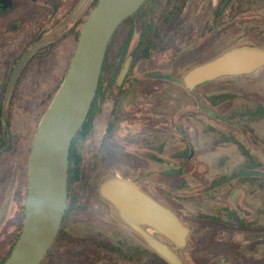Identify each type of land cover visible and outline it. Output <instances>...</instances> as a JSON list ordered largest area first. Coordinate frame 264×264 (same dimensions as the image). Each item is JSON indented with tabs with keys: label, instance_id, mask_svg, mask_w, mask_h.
<instances>
[{
	"label": "rangeland",
	"instance_id": "obj_1",
	"mask_svg": "<svg viewBox=\"0 0 264 264\" xmlns=\"http://www.w3.org/2000/svg\"><path fill=\"white\" fill-rule=\"evenodd\" d=\"M220 2L225 0H187L172 32L165 36L152 58L137 62L131 76L120 86H124L125 94L119 95L117 84L110 91L95 118L94 131L83 144V172L86 178L96 174L101 143L110 121L117 115L109 155L95 175V189L101 178L116 172L133 179L142 190L175 210L191 228L189 243L179 252L186 264H264V176L229 180L213 188L230 174L247 169L264 172V68L254 75L214 79L194 90H189L183 81L194 66L232 47L264 48V0H239L238 14L227 16L231 20L227 31L216 35L207 28ZM86 14L87 11L80 15V20ZM68 27L59 25L55 31L61 34ZM0 33L3 46L14 38L12 33H5L1 23ZM126 33L127 27L122 25L114 51ZM135 37L133 48L138 34ZM29 47L33 48L34 42ZM74 51L75 40L72 54ZM6 61L10 63L9 59ZM50 75L36 85H22L17 92L12 111L16 127L25 121L28 112L37 130L51 104L50 96L58 87L51 84ZM193 150L181 175H162L157 170L163 166L145 154L178 159ZM29 157L27 150L24 168L29 166ZM176 163L181 165L180 160ZM26 185L27 178L23 176L18 191L8 184L0 189V261L24 221ZM99 200L91 188L83 199L90 210L73 217L70 232L76 238L134 246L135 252L127 249L134 257L126 258L87 242L83 246L55 247L45 264H159L154 250L120 225L107 204ZM261 233L263 236L252 242L242 239L244 235Z\"/></svg>",
	"mask_w": 264,
	"mask_h": 264
},
{
	"label": "water",
	"instance_id": "obj_2",
	"mask_svg": "<svg viewBox=\"0 0 264 264\" xmlns=\"http://www.w3.org/2000/svg\"><path fill=\"white\" fill-rule=\"evenodd\" d=\"M89 1L83 0L70 19L62 25L67 26L75 20ZM146 1L99 0L84 21L67 75L36 130L29 157L25 219L11 255L3 264H41L57 240L69 204V155L73 139L86 122L98 94L110 40L122 22L136 13ZM231 1L229 0L227 5ZM58 33L55 31L48 35L42 34L34 43V47L20 57L11 75L7 99L29 57ZM130 66L131 58H128L117 77V87H120L128 76ZM263 68L264 48L241 45L194 66L183 81L189 90H194L214 79L254 75ZM161 77L171 78L169 75ZM10 138L12 139L11 134ZM11 147L12 144L1 151L0 157ZM165 173L179 175L182 170ZM247 176H264V172L247 169L230 174L217 182L213 188L229 180ZM14 184L15 182L11 185L12 190ZM96 191L120 225L136 233L170 264H186L179 252L189 243L191 228L181 220L175 210L142 190L133 179L121 177L116 172L101 178ZM262 236L263 233L244 235L242 239L252 242Z\"/></svg>",
	"mask_w": 264,
	"mask_h": 264
},
{
	"label": "flooded vegetation",
	"instance_id": "obj_3",
	"mask_svg": "<svg viewBox=\"0 0 264 264\" xmlns=\"http://www.w3.org/2000/svg\"><path fill=\"white\" fill-rule=\"evenodd\" d=\"M228 1L229 0H225L224 3L222 2L223 5H221L222 3L220 2V4L216 6L213 11L212 23H210L207 31L210 32V30H212L216 35H220L222 32L227 31L229 27L228 25L231 21L228 20L227 16L231 14L236 15V13L238 14V10L240 9V5H236L239 0H232L227 5ZM81 2H83V0H0L1 26L5 30V33H12V35H14V38L3 46L2 43L4 39L2 38L3 35L0 33V73L4 71L0 81V152L12 144L10 150L3 152L0 157V189L6 187L7 184L8 186H11L13 182H15L13 187H15V191H18L20 178L26 176L28 194V166L27 168L24 167L26 166L27 150H29L30 155L31 148H33L36 129L34 123H31L30 121L31 116L28 112H26L27 117L25 121L21 122V124L16 127L15 117L12 111L17 92H19L22 85L33 86L38 82L45 81L48 77L46 78L44 76L48 75V73L52 74L50 75L51 77H49L51 84L53 83L54 87L58 86L70 65L71 57L73 56L72 41L75 40V48L77 45L76 33H74L72 29L79 23V20L81 19L80 15H83L85 11H88L90 6L89 2L91 3V0L85 4L84 8L77 16L78 20H76L75 24L72 23L73 21L68 23L69 27L66 30L61 32V34H55L54 37L44 43L33 54V56L29 57L21 74H19L15 81L14 88L10 92L9 98L7 99L11 75L13 74L20 57L30 49L29 43H35L42 34L48 35L49 33H54L56 27L70 19L74 10ZM137 29H140L139 32H137ZM140 33L141 28L138 26L134 34V40L137 34L138 38L140 37ZM121 44L122 42L119 46ZM119 46L117 49H119ZM8 59L11 65L10 63L7 64L6 60ZM133 59L134 58L131 59L130 70L124 83L126 79L131 76V68L135 65V59ZM119 88V95L122 93L124 95L126 92L124 86ZM117 104L119 105L118 100L115 104L116 107ZM10 134L12 139L10 138ZM145 154L147 159L154 161L158 166H163V169H158L157 171L166 176L168 174L165 172L173 170H182L181 174H183L184 170H186V165L194 155V150L188 154H182L178 159H176L177 157L175 159H168L158 154ZM163 159L168 161H164ZM176 160L181 161L180 166H177L178 164L176 163ZM20 210L21 209H18V217L20 215ZM17 227H19V225Z\"/></svg>",
	"mask_w": 264,
	"mask_h": 264
},
{
	"label": "trees",
	"instance_id": "obj_4",
	"mask_svg": "<svg viewBox=\"0 0 264 264\" xmlns=\"http://www.w3.org/2000/svg\"><path fill=\"white\" fill-rule=\"evenodd\" d=\"M187 0H147L139 10L134 13L130 18L126 21H123L119 26L116 34L113 39L110 40L107 58L104 62L103 74L100 79V85L98 89V94L93 101L91 111L88 113V117L86 122L80 131H78L77 135L74 137L72 142V147L70 149V167H69V204L66 210V215L64 222H62V226L59 230V234L57 240H55L54 244L50 248L46 259L51 256L52 251L55 247L60 245H71V246H83L87 242H90L91 245L100 248L101 250H107L118 255L124 256L126 258H133V255H130L127 250L128 248L132 249L135 252L136 248L134 246H119L117 244L108 243L106 241L100 239H82L76 238L70 232L69 225L73 217L79 212H88L90 210L89 205L83 202L85 196L89 194L91 188L93 192L96 194L98 200V194L95 189V185L93 184L96 180L95 175L98 174V170L102 168L104 162L109 155L107 152L109 141L111 139V135L116 126L117 115L113 117L108 125V129L104 135L103 143H102V152L100 156V160L96 162L94 171H97L94 176L90 178H86L84 176L83 168H84V156L82 153L83 144L88 139L92 131H94V121L98 113H100L103 104H105L107 100V96L110 91L116 86L117 76L124 66L126 59L134 58L135 66L137 62L145 61L147 59H151L154 55L155 51L161 46L162 42L165 40V36L170 34L174 28L176 22H178L182 12L184 4ZM99 0H93L90 3L89 10L83 20H79V23L74 26L72 31L76 33V43L78 38L80 37L81 27L87 17L90 15L93 8L97 5ZM122 25L127 27V33L125 34V39L122 41V44L119 46V49L116 48L114 51V43L117 37L119 29ZM140 26L141 33L140 37L136 41V45L132 47V40H134V34L136 28ZM78 28V29H77ZM114 53V56H113ZM134 66L131 68V73L133 72ZM69 69V67H68ZM67 69V72H68ZM66 74L62 77L58 87L55 89L54 93L50 96V101L52 102L55 93L58 92L62 81L64 80ZM198 88V87H197ZM196 88V89H197ZM50 102V103H51ZM45 112V111H44ZM44 114V113H43ZM258 177V176H256ZM101 202V200H99ZM102 203V202H101ZM25 211V210H24ZM25 218V213L23 215ZM23 225V223H22ZM22 225L18 234L16 235V239L12 241L11 247L4 258L1 259L0 264H3L6 258H9L13 247L15 245L16 240H18L20 233L22 231ZM190 236V235H189ZM131 251V250H130ZM155 258L159 261V264H170L162 256L158 255L155 251H153ZM43 259L41 264H45V260ZM55 259V256H53ZM185 261V260H184ZM186 262V261H185Z\"/></svg>",
	"mask_w": 264,
	"mask_h": 264
}]
</instances>
